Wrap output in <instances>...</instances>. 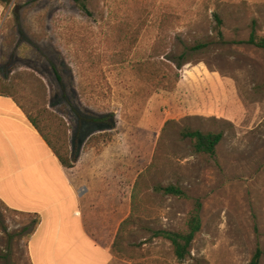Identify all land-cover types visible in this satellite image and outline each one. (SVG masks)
<instances>
[{"label": "rangeland", "instance_id": "rangeland-1", "mask_svg": "<svg viewBox=\"0 0 264 264\" xmlns=\"http://www.w3.org/2000/svg\"><path fill=\"white\" fill-rule=\"evenodd\" d=\"M84 1L90 16L72 0L0 2V81L49 112L110 264H251L258 249L264 264V51L239 44L264 36V0ZM189 130L222 133L217 157ZM196 200L202 229L180 262L153 232L185 231ZM32 221L0 204V264H32Z\"/></svg>", "mask_w": 264, "mask_h": 264}, {"label": "crops", "instance_id": "crops-1", "mask_svg": "<svg viewBox=\"0 0 264 264\" xmlns=\"http://www.w3.org/2000/svg\"><path fill=\"white\" fill-rule=\"evenodd\" d=\"M68 170L15 100L0 95V200L40 216L28 244L31 263L110 264L113 243L97 240Z\"/></svg>", "mask_w": 264, "mask_h": 264}, {"label": "trees", "instance_id": "trees-1", "mask_svg": "<svg viewBox=\"0 0 264 264\" xmlns=\"http://www.w3.org/2000/svg\"><path fill=\"white\" fill-rule=\"evenodd\" d=\"M72 1L85 14H87L88 16L91 15V13L88 10L87 4L84 0H72ZM0 2L5 4L7 3V0H0ZM218 23L220 25L222 24L220 20H218ZM220 35L223 36L222 33H220ZM245 43L260 48L264 51V36L260 37L257 31L255 30V28L252 30V33L250 34L248 41L240 42L239 44H245ZM204 47L205 45H199L196 49L198 50L199 48H204ZM177 66L180 67V65ZM0 95L5 97H11L15 100V102L25 112L31 124L37 129V131L45 140V142L53 150L55 155L60 160L61 164L65 168L70 169L73 166L74 160L72 157H74V154L72 157L69 156L68 148L66 149L67 147L66 145H65V149H66L65 151L57 147L55 142L57 136L52 132L50 125L44 124L46 122L45 116L47 113L49 114L47 109L43 108L41 110H36V112H34V110L33 111L27 110L10 92L8 85L2 83L1 81H0ZM182 136L184 138L190 139L193 142L194 150L197 154L206 155L213 159L217 157V147L219 146V144L223 139L222 133H203L200 131H191V130L182 133ZM159 190L163 191L164 194L166 195L176 196L179 198H186L187 196L186 193L180 187L173 185L164 187ZM0 204L4 207L6 212L10 213L13 216L20 217L22 219L33 220L25 227L26 230L30 229V238H31V236L35 233L36 229L40 224V216L38 214H33V213L14 211L8 208L1 200H0ZM201 210H202V201L196 200L194 202V208L189 217L187 223V229L185 231L174 232L169 230H157L153 232L154 238L165 240L171 244L173 255L180 262L185 261L190 256L192 244L196 236L202 229ZM125 222H123L120 228L124 226ZM261 258H262V251L258 249L252 258L251 264H261ZM29 260L31 262L30 257Z\"/></svg>", "mask_w": 264, "mask_h": 264}]
</instances>
